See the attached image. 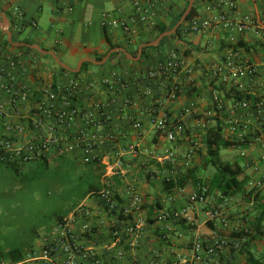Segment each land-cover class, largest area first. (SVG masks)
I'll list each match as a JSON object with an SVG mask.
<instances>
[{
    "label": "crops",
    "instance_id": "crops-1",
    "mask_svg": "<svg viewBox=\"0 0 264 264\" xmlns=\"http://www.w3.org/2000/svg\"><path fill=\"white\" fill-rule=\"evenodd\" d=\"M218 2L198 0V16H217L222 10ZM185 4L186 0H161L154 21L148 23L138 18L130 20L135 10L127 0H0V19L6 17L9 20L13 40L16 39L14 41L38 44L41 48L53 50L62 62L74 68L84 58L97 60L96 56L103 54L105 57L112 49L111 44H121L120 47H124L130 54L135 48L138 50L142 40L153 36L157 23L170 24ZM103 5L110 7L105 9ZM14 6H19L28 19L36 20L37 26L28 24L16 30L12 25ZM103 12L110 14L109 23L104 24ZM229 13L235 18L252 15L258 20H264V0H238L237 7ZM122 19L131 23V31L123 29L120 23ZM187 23L179 33L169 37L157 48H148L142 58L127 56V59H123L120 55H114L102 64L84 61L90 63L78 75L61 71L54 58L55 64H50L49 57L32 46L38 52L20 47L29 45H6V34L0 28V65L8 68V60L17 58L26 68L25 72L18 68V79L37 92H41L44 84L64 86L70 78L78 76L96 78L98 83L105 78L113 80L115 76L125 81V87L117 92L105 84L94 89L83 88L79 94V102L85 108H90L93 100H103L106 103L104 110L109 115L102 128L96 130L91 127L98 137L97 152L101 159L94 163L96 171L100 169L101 186L98 188H109L123 207L129 206L132 210L129 215L120 212V209L106 212L93 193L87 194L79 202L85 203L91 210L89 217L78 219L75 224L81 246L86 251L91 249L98 253L105 264H192L190 253L193 242L201 240L207 246L219 237L234 238V232L248 229L237 207L241 199L238 195L230 197L221 208L228 219L227 224L220 217L209 219L206 210L222 203L217 190L209 193L207 203H197L193 207V222L184 218L178 221L158 218L164 209L179 210L187 205V194L196 189L199 182L190 179L184 187L166 192L163 180L170 177L172 170H176L175 176H178L187 173L190 168H196L197 175L202 178L200 155L206 153L202 139L206 128L218 119L223 120L224 134L228 138L249 140L245 148H251L248 155L255 157L264 166V144L261 137L264 133V114L258 118L252 106L234 108L236 99L226 94L227 91H249L258 97L257 100H264L262 33L255 30L237 33L221 26L210 28L204 33H194L186 30ZM231 37L235 38L237 44L242 41L238 48L256 66L257 73L253 77L242 75L230 83H223L215 79L211 71L231 43L235 42L231 41ZM170 50L176 51L183 59L182 69L177 76H149V70L163 60ZM64 56L73 58L75 63L65 61ZM175 85H178V90ZM213 91L218 92L224 101L225 106L220 111L215 108ZM34 102L31 99L22 103L24 115L30 114ZM2 103L7 109V115L0 116V135H10L8 125L25 120L16 114L9 96L0 88ZM154 106L167 110L171 116L182 121L184 130L177 134L175 141H169L153 128L150 110ZM232 118L247 124L241 137L229 130ZM135 120L142 123L141 129L133 126ZM110 134L113 137H109ZM193 141L201 145L195 154L187 157L186 151ZM129 144H135L137 151H122ZM168 149L177 150L178 159L175 164L157 160V155L164 154ZM82 153L83 150L78 148L68 155L80 157ZM248 173L251 176L248 184L254 185L252 172ZM211 178L202 179L203 184L209 185ZM247 187L251 189L249 185ZM134 193L142 197L139 206L134 203ZM130 221H142L144 230L141 236L126 232L125 227ZM88 226L93 229L87 231ZM113 228L120 230L119 237L112 235ZM44 236L45 233L33 244L37 254L41 251ZM254 244L250 243L248 250L264 264V246ZM248 253L244 249L224 247L208 255L211 257L210 264H244ZM61 259V255H56L52 260L29 264H61Z\"/></svg>",
    "mask_w": 264,
    "mask_h": 264
},
{
    "label": "built area",
    "instance_id": "built-area-1",
    "mask_svg": "<svg viewBox=\"0 0 264 264\" xmlns=\"http://www.w3.org/2000/svg\"><path fill=\"white\" fill-rule=\"evenodd\" d=\"M130 1L135 13L130 20L135 21L137 18L143 22L152 23L157 15V5L161 0H127ZM238 0H219L218 5L222 8L217 16L199 17L187 21L186 30L194 33H204L213 27L225 29H233L237 33H244L248 30L260 31L264 42V20H258L252 15H246L242 18L232 17L229 11L237 7ZM71 9V8H70ZM14 18L12 25L16 30H21L25 25L37 26L34 19H28L25 12L19 7L14 6ZM104 24L109 23L110 14L103 12ZM121 26L125 31H131L132 25L126 20H120ZM231 41H235L231 37ZM225 52V55L219 62H216L212 68V75L215 79L223 83H230L234 79L242 75L255 76L257 68L251 64L238 48L237 41ZM236 45V46H235ZM9 66L5 68L0 65V88L10 98V104L16 111V114L25 121L15 124H9L8 130L10 135H0V162L12 161L22 163L34 160L49 159L51 155L71 154L76 149L83 150L81 160L89 163L100 159L97 149L98 137L92 131L91 127L96 130L102 128L108 121L109 115L105 112L103 100H93L90 108L81 106L79 102V94L82 89H94L97 86L108 85L109 88L122 90L125 87V81L121 77L115 79H102L98 83V79H87L82 76L70 78L64 86H56L55 83H47L42 87L41 92L21 82L18 78V68L21 72H25V67L17 58L8 60ZM183 59L179 54L170 50L153 69L149 70V76L175 77L181 71ZM174 87L178 90V85ZM176 90V91H177ZM175 91V92H176ZM175 92L173 95H175ZM34 99L35 106L30 110V114L24 115L21 107L22 103ZM213 99L216 110L220 111L225 104L221 95L213 91ZM253 107L255 115L259 118L264 114V100L251 102L249 99H236L233 107L237 109H245ZM7 109L5 105L0 104V116H6ZM150 121L153 128L162 133L169 141H175L177 134L184 130L182 121L177 120L165 110L154 106L150 110ZM136 129L143 127L138 120L133 122ZM247 124L241 122L238 118H232L229 124L230 132L237 133L242 136V130ZM240 133V134H239ZM111 136V134L109 135ZM262 142L264 144V133L262 134ZM201 143L193 141L190 148L186 151L185 156L191 157L199 149ZM137 151L135 144H129L122 148ZM177 150L168 149L162 155H157V160L162 163L166 161L175 164L177 162ZM177 171L172 170L170 177H175ZM169 178V177H167ZM261 180L254 183V186L263 185ZM93 194L97 195L99 204L106 212H120L129 215L132 211L129 206L123 207L116 194L109 188H102ZM187 205L179 210L164 209L158 214L161 220L171 219L178 221L184 218L189 222H193L195 217L191 215L193 207L197 203H207L209 199L208 186L199 183L197 188L187 194ZM220 206H213L206 210L211 220L218 217L224 224L228 223V219L223 212L224 204H227L228 197L220 195ZM133 200L136 205H140L142 197L138 193L133 194ZM91 215L90 207L85 203H79L62 218L58 219L55 224L45 233L42 248L39 254L32 249L26 252L23 259L11 261L2 259L0 264H29L30 262L40 260H52L54 256L61 255V264H105L103 257L93 250H84L81 246L75 224L78 219L87 218ZM86 228V226H84ZM93 228L87 227V231ZM125 230L128 234L141 236L143 233L142 221H130L127 223ZM120 230L113 228L112 235L120 236ZM244 243V239L219 237L214 243L207 246L201 240L193 242L191 246L192 264H210L211 257L208 255L222 249L224 247L238 249ZM205 254V255H204Z\"/></svg>",
    "mask_w": 264,
    "mask_h": 264
},
{
    "label": "rangeland",
    "instance_id": "rangeland-1",
    "mask_svg": "<svg viewBox=\"0 0 264 264\" xmlns=\"http://www.w3.org/2000/svg\"><path fill=\"white\" fill-rule=\"evenodd\" d=\"M63 59L75 63L68 56ZM49 63L55 64L52 58H49ZM250 150L239 146L222 147L219 157L224 161L240 160L248 165L254 183L264 182V166L248 155ZM200 156L202 179L207 180L216 169L205 162L206 153ZM94 167V163L83 162L81 157L68 154L51 155L47 164L43 160L22 163L18 173L0 163V249L14 246L24 249L31 243H37L40 236L55 224L57 216L67 214L75 203L86 197L91 186H101L100 169L96 171ZM248 185L252 192L250 196L238 195L241 199L237 207L243 214V224L252 229L259 213L255 193L261 192L264 197V184ZM254 242V246L263 247L264 237L251 243Z\"/></svg>",
    "mask_w": 264,
    "mask_h": 264
},
{
    "label": "trees",
    "instance_id": "trees-1",
    "mask_svg": "<svg viewBox=\"0 0 264 264\" xmlns=\"http://www.w3.org/2000/svg\"><path fill=\"white\" fill-rule=\"evenodd\" d=\"M197 1L198 0H194V5L192 7L191 12L188 14L186 20L178 27L177 31L171 35L165 36L158 45L144 47L141 58L144 56L148 48H157L169 37L175 36L177 33H179L181 27L185 25L187 21L194 18L195 16H198L199 7L197 4ZM188 2L189 0H186V4L184 8L175 16V18L172 20L170 24L157 23L155 26V32L153 36L149 39L142 40L141 43L153 40L160 33L171 29L179 21L181 15L187 8ZM14 40L16 39L14 38ZM4 41L6 45L11 46L10 42L6 38V35H5ZM238 44L242 45V41H239ZM120 46L121 44L119 43L111 44L110 48L120 47ZM20 47L25 48L26 50L38 52L37 50L31 48L30 46H20ZM137 52L138 50L137 48H135L134 50L131 51V54L136 56ZM104 55L105 54L98 55L96 56V59L102 60ZM114 55H120L123 57V59H127V55L120 50L112 53L110 55V58ZM44 56L53 59V57L50 54H44ZM89 63L90 62H84L79 72H71L62 66H59V69L63 72H69L73 75H78L79 73L82 72L83 67L85 65H88ZM226 94L229 98L251 99L253 102H256L258 99V97H256L255 95H253V93L249 91H239V90L235 92L227 91ZM202 141L206 149L205 162L207 164H211L216 169L212 175L210 184L209 185L206 184L208 186V192L210 193L212 190H217L219 191V194L221 196L228 197V198L237 196L240 194L250 196V193L252 192V190H247V185L250 182V177H251L250 174L248 173V167H247L248 165L243 164L240 160L239 161L238 160L224 161L219 157V153L222 147L239 146V147L246 148L249 144V140L247 138L243 140L241 139L234 140V139L228 138L224 134L223 120L218 119L215 122V124L206 128ZM43 161L47 164L49 162V159H44ZM2 163L6 164L8 167L12 168L17 173L21 169V165L18 162L6 161ZM92 163H95V161H92ZM190 179L196 183L197 182L203 183L202 178L197 175V169L190 168L188 172L183 175L165 178L163 180V189L166 192H172L176 188L184 187ZM98 190H99L98 187L91 186L89 190L87 191L86 195L89 193H94ZM255 199L259 205V213L257 216H255V220H254L253 228H252L253 230L250 228L248 229L244 228L242 230H239L233 233V236L235 239H244V243L242 244L240 249L241 250L244 249L249 252L244 264H261L260 260L256 258V256L250 250H248V246L250 245L252 241L260 239L261 237H264V197L261 196V192L255 193ZM78 204L79 202L75 203L70 210H72ZM63 216L64 215L57 216V220L62 218ZM32 249H33L32 243L28 245L27 248H24V249L21 248L20 246H14L9 249H0V260L2 259L11 260V261L21 260L25 257L26 252Z\"/></svg>",
    "mask_w": 264,
    "mask_h": 264
},
{
    "label": "water",
    "instance_id": "water-1",
    "mask_svg": "<svg viewBox=\"0 0 264 264\" xmlns=\"http://www.w3.org/2000/svg\"><path fill=\"white\" fill-rule=\"evenodd\" d=\"M193 5H194V0H189L187 8L185 9L183 14L181 15L179 21L171 29L160 33L155 39L150 40L148 42L141 43L139 45V47H138V52H137L136 56L131 55L124 47H116V48H112L110 50V52H108L106 54V56L102 60H94V59H91V58H84V59L80 60L78 62V64H77V66L74 67V68H72V67L68 66L67 64H65L64 62H62L60 60V58L57 56V54L53 50H48V49L41 48L38 44H29V43H26V42H16V41H14L13 40L12 31L10 30L9 20L6 19V17L4 19H2V20L0 19V28L6 34L7 40L10 42V44H12V45H29V46H32L33 48L39 50L40 52H42L44 54H50L60 66H62L64 68H67V69L71 70L72 72H79L84 61H92V62H94L96 64H102L103 62H105L108 59V57L114 51H118V50L124 52L127 56H129L131 58H135V59L140 58L144 47H150V46L158 45L160 43V41L165 36H168V35H171V34L175 33L177 31L178 27L186 20L188 14L192 10Z\"/></svg>",
    "mask_w": 264,
    "mask_h": 264
}]
</instances>
